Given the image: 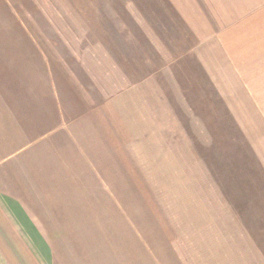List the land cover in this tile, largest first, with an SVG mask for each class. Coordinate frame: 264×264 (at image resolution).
Returning <instances> with one entry per match:
<instances>
[{"label": "crops", "instance_id": "obj_1", "mask_svg": "<svg viewBox=\"0 0 264 264\" xmlns=\"http://www.w3.org/2000/svg\"><path fill=\"white\" fill-rule=\"evenodd\" d=\"M198 1V19L191 18L195 2L182 16L197 38L195 56L264 174V47L257 45L264 40L252 45L250 7L242 0L236 13L235 0ZM22 42L0 36V264H220V254L223 264H236L235 255L264 264L189 148L179 154H190L198 177L184 209L180 199L178 244L170 245L168 215L158 218L170 193L161 203L155 187L160 171L163 184L170 182L164 155L181 134L152 86L136 85L92 110L70 68L27 44V36ZM144 155L150 163H140ZM175 181L183 179L170 185ZM200 237L204 258L188 262L183 253Z\"/></svg>", "mask_w": 264, "mask_h": 264}, {"label": "rangeland", "instance_id": "obj_2", "mask_svg": "<svg viewBox=\"0 0 264 264\" xmlns=\"http://www.w3.org/2000/svg\"><path fill=\"white\" fill-rule=\"evenodd\" d=\"M242 1L245 8L250 7L245 12L250 15L246 20L254 45L256 37L264 40V1ZM242 1L235 0V13ZM194 2L191 18L197 13L198 19V0H0V36L10 35L12 43L20 46H26L22 40L27 36L31 40L27 44L36 50L50 51L59 66L72 70L76 91L89 99L92 110L136 85L144 91L152 86L151 93L181 134L170 139L164 159L171 167L170 182L179 177L183 181H175V186L163 184L160 171L155 187L161 203L163 195L170 193L167 209L161 208L158 214L161 219L168 215L170 245L178 244L180 199L188 196L189 184L198 177L190 154H179L190 149L209 168L223 197L258 245V257L264 258V174L241 128L222 104L214 81L195 56L197 38L183 19ZM257 45L264 47V41ZM149 159L140 156V163L148 164ZM142 211L140 228L146 227V210ZM200 241L201 237L194 238L183 253L188 262L195 261L196 254L204 258L205 251L198 249ZM232 258L236 264H246L242 256ZM216 259L223 264L227 257L220 254Z\"/></svg>", "mask_w": 264, "mask_h": 264}]
</instances>
